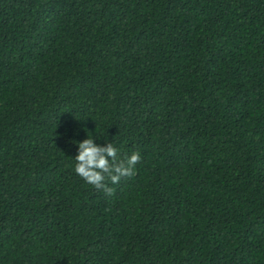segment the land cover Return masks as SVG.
<instances>
[{
	"label": "trees",
	"instance_id": "trees-1",
	"mask_svg": "<svg viewBox=\"0 0 264 264\" xmlns=\"http://www.w3.org/2000/svg\"><path fill=\"white\" fill-rule=\"evenodd\" d=\"M0 264H264V0H0Z\"/></svg>",
	"mask_w": 264,
	"mask_h": 264
},
{
	"label": "clouds",
	"instance_id": "clouds-1",
	"mask_svg": "<svg viewBox=\"0 0 264 264\" xmlns=\"http://www.w3.org/2000/svg\"><path fill=\"white\" fill-rule=\"evenodd\" d=\"M84 136L79 142L73 140L76 142L73 171L84 183L110 196L113 192L110 184L115 185L122 178L134 176L136 165L142 160L141 154L132 152L122 158L120 150L112 142L98 143L95 137H88L85 132Z\"/></svg>",
	"mask_w": 264,
	"mask_h": 264
}]
</instances>
